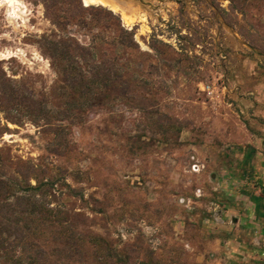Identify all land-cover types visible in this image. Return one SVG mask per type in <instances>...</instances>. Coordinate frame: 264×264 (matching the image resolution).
Wrapping results in <instances>:
<instances>
[{"label": "rangeland", "instance_id": "374dc122", "mask_svg": "<svg viewBox=\"0 0 264 264\" xmlns=\"http://www.w3.org/2000/svg\"><path fill=\"white\" fill-rule=\"evenodd\" d=\"M123 1L129 20L111 11L138 49L128 84L109 87L60 82L39 42L57 30L44 0L0 1V76L15 90L0 97V171L31 163L54 181L40 208L0 196L17 223L0 264H212L230 225L219 209L261 185L264 0ZM35 99L45 117L20 116ZM49 210L57 222L33 218Z\"/></svg>", "mask_w": 264, "mask_h": 264}, {"label": "trees", "instance_id": "16d2710c", "mask_svg": "<svg viewBox=\"0 0 264 264\" xmlns=\"http://www.w3.org/2000/svg\"><path fill=\"white\" fill-rule=\"evenodd\" d=\"M56 2L44 0L43 6L46 16L57 30L40 35L39 42L41 48L45 50L50 66L58 72L60 82L71 87L84 83L102 87H109L114 83L126 86L129 82V56L133 49H138L132 31L122 25L118 15L102 5H83L81 0H77L76 3L66 0L64 1L66 8L62 10ZM60 10L63 11L62 14ZM67 25L81 28V37L73 32L58 33V30L65 29ZM14 91L11 81L0 76V97L10 96ZM32 105L34 111L28 104L19 103L22 109L20 116L44 118L41 101L35 99ZM3 168L0 171L1 199L8 201L11 196L10 201L15 204L43 207V202L36 199V195H41L43 186L54 184L52 177L42 181L36 165L31 163L15 168L11 172L4 171ZM31 179L34 180L33 184L30 182ZM32 215L40 225L58 221L51 210L48 213ZM15 224L17 223L11 221L9 217L0 215L1 242L9 238L12 231L10 228Z\"/></svg>", "mask_w": 264, "mask_h": 264}, {"label": "crops", "instance_id": "0c3cea01", "mask_svg": "<svg viewBox=\"0 0 264 264\" xmlns=\"http://www.w3.org/2000/svg\"><path fill=\"white\" fill-rule=\"evenodd\" d=\"M259 116L264 121V112ZM258 128L261 132L251 134L250 140L254 141L253 162L261 185L229 198L225 208L219 209L218 214L228 218L230 225L218 237L221 243L212 245V264H264V125Z\"/></svg>", "mask_w": 264, "mask_h": 264}, {"label": "bare ground", "instance_id": "6f19581e", "mask_svg": "<svg viewBox=\"0 0 264 264\" xmlns=\"http://www.w3.org/2000/svg\"><path fill=\"white\" fill-rule=\"evenodd\" d=\"M1 1V0H0ZM3 2L8 3L9 5H13L15 3H17V0H3ZM81 2L84 5H88V4H98V5H102L105 6L107 8H109L112 11H118L121 15V17L123 18V20L128 19V16L126 14V10L127 7H129V5H127L123 0H81ZM4 4V3H3ZM8 5V6H9ZM14 6V5H13ZM10 7V6H9ZM11 8V7H10ZM133 9V8H132ZM11 11V10H10ZM135 11V10H134ZM137 12V11H136ZM134 14V13H133ZM136 14V13H135ZM140 15V14H139ZM130 16V15H129ZM131 17V16H130ZM135 18V17H133ZM128 24V23H127Z\"/></svg>", "mask_w": 264, "mask_h": 264}, {"label": "built area", "instance_id": "2783aa9c", "mask_svg": "<svg viewBox=\"0 0 264 264\" xmlns=\"http://www.w3.org/2000/svg\"><path fill=\"white\" fill-rule=\"evenodd\" d=\"M200 89L208 91L209 90V86L206 85V86L201 87Z\"/></svg>", "mask_w": 264, "mask_h": 264}, {"label": "water", "instance_id": "95a60500", "mask_svg": "<svg viewBox=\"0 0 264 264\" xmlns=\"http://www.w3.org/2000/svg\"><path fill=\"white\" fill-rule=\"evenodd\" d=\"M117 1H118V0H117ZM248 47H249L250 49H253V48H252L251 46H249V45H248Z\"/></svg>", "mask_w": 264, "mask_h": 264}]
</instances>
